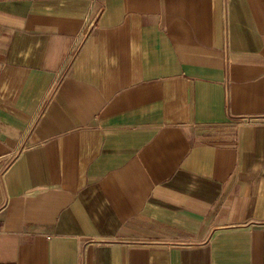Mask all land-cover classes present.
Instances as JSON below:
<instances>
[{
    "label": "crops",
    "instance_id": "0c3cea01",
    "mask_svg": "<svg viewBox=\"0 0 264 264\" xmlns=\"http://www.w3.org/2000/svg\"><path fill=\"white\" fill-rule=\"evenodd\" d=\"M0 264H264V0H0Z\"/></svg>",
    "mask_w": 264,
    "mask_h": 264
}]
</instances>
